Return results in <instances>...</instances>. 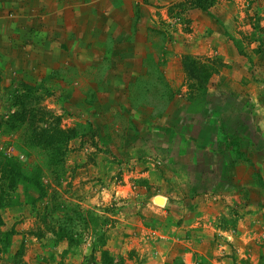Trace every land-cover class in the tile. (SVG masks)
Segmentation results:
<instances>
[{
  "label": "rangeland",
  "instance_id": "rangeland-1",
  "mask_svg": "<svg viewBox=\"0 0 264 264\" xmlns=\"http://www.w3.org/2000/svg\"><path fill=\"white\" fill-rule=\"evenodd\" d=\"M90 4L107 7L98 31L110 33H99V45L118 46L120 35L111 32L125 29L126 4L131 21L141 18V7H157L147 12L160 21L156 35L191 45L182 56V85L187 98L209 102L219 117L225 156L219 168L200 158L193 164L153 153V143L146 154L125 155L122 119L110 131L96 123L104 113L66 105L73 94L83 104L84 92L10 74L6 84L0 73V264H264V203L250 205L249 194L227 198L248 189L232 186L236 173L257 181L252 199L264 202V0H6L3 11L31 21L63 5L81 39L90 11L78 26L74 9ZM62 153V164L47 165ZM170 162L189 176L179 179L184 173L170 172ZM244 163L257 173L237 168Z\"/></svg>",
  "mask_w": 264,
  "mask_h": 264
},
{
  "label": "crops",
  "instance_id": "crops-1",
  "mask_svg": "<svg viewBox=\"0 0 264 264\" xmlns=\"http://www.w3.org/2000/svg\"><path fill=\"white\" fill-rule=\"evenodd\" d=\"M5 6L8 7L6 0H0V73L4 79L9 74L20 76L27 82L41 79L53 90L84 92L83 104L76 103L77 97L73 94L72 101H67L66 105L72 110L81 106L87 113L99 116L104 113L105 116L96 117V123L104 124L110 131H114L111 125L122 123V119L127 147L130 140L135 144L131 146V152L125 145V155L146 154L148 144L153 143V153L160 156L166 154L173 159L183 156L193 164L200 163L201 159L209 161L211 166L215 162L221 163L219 157L225 156L227 133L219 117L212 111L211 104L197 98H187L188 87L182 85L185 77L182 56L192 51L191 45L177 42L174 38L168 41L156 35L155 29L160 21L156 20V14L150 15L147 12L157 7H141V18L131 21L126 4L125 29L121 26V32L115 34L114 29L111 32L114 37L120 35L121 41H115L118 46L109 49L107 43L99 45L102 41L98 38L99 33L102 36L110 33L98 31L97 19L101 13L106 12V6L90 4L89 10L75 7V12L79 14L76 19L80 20L78 26L83 17L81 13L90 11L87 13L91 21L88 26L90 31L81 39L77 38L74 26L66 22L63 5L53 8L52 15L45 14L41 19L33 18L31 21L12 19L7 16ZM147 15L153 18L147 19ZM112 16L111 21L115 17ZM117 17L119 15L116 14ZM94 28L96 31L92 37ZM82 33L85 35V31ZM185 37L189 40L188 37L192 35ZM35 67L38 69L33 71ZM5 81L6 84L12 83L13 77ZM258 151L255 144L256 154ZM168 161L166 159L165 164ZM173 165V162L168 163L170 172L184 173L179 179L189 176L187 170H177ZM247 166L244 163L237 168L247 170ZM249 167L251 169L248 168V172L253 176L255 170ZM233 174L235 180L232 186L238 190L248 189L237 195H229L228 200L240 202L241 195L249 194L250 205L253 202L264 203L263 199L258 202L256 198L252 199L260 189L256 180L247 182L244 179L243 182L240 175ZM211 195L207 194L208 197Z\"/></svg>",
  "mask_w": 264,
  "mask_h": 264
},
{
  "label": "trees",
  "instance_id": "trees-1",
  "mask_svg": "<svg viewBox=\"0 0 264 264\" xmlns=\"http://www.w3.org/2000/svg\"><path fill=\"white\" fill-rule=\"evenodd\" d=\"M188 66V65H187ZM60 130H62L61 132L62 133H68V134H66L65 135V137L64 138H71V137H73L74 136V131H73V129H60ZM54 141L55 140H53V139H47L46 141H45V145H53V143H54ZM65 156V154L64 153H62V156L61 155H59V154H57V155H50V158H49V161L47 162V165H49V166H52V165H58V163L59 164H62L63 163V161H64V159H63V157ZM22 169L21 168H19V167H14L12 170H11V172H13V174H14V176H13V179H16V181H19V180H21L22 178H23V174H22V171H21ZM39 176H40V174H37L36 175V177H35V179H37V180H39ZM41 178V177H40ZM38 187H40L41 186V182H39L38 183V185H37Z\"/></svg>",
  "mask_w": 264,
  "mask_h": 264
},
{
  "label": "built area",
  "instance_id": "built-area-1",
  "mask_svg": "<svg viewBox=\"0 0 264 264\" xmlns=\"http://www.w3.org/2000/svg\"><path fill=\"white\" fill-rule=\"evenodd\" d=\"M1 148H4V147L1 146ZM7 150H8V152L12 153V148H10V149L8 148Z\"/></svg>",
  "mask_w": 264,
  "mask_h": 264
}]
</instances>
